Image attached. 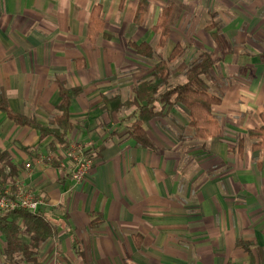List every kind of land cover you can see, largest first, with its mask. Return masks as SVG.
<instances>
[{"label": "crops", "instance_id": "obj_1", "mask_svg": "<svg viewBox=\"0 0 264 264\" xmlns=\"http://www.w3.org/2000/svg\"><path fill=\"white\" fill-rule=\"evenodd\" d=\"M236 2L217 30L211 11L209 40L218 43L201 49L215 61L208 84L221 96L212 111L220 133L192 136L187 110L177 104L143 124L153 143L145 148L128 135L135 106L103 107L102 97L130 101L133 85L151 77L154 65L128 43L156 46L159 33L152 27L169 0H149L140 25L134 22L137 0H0V89L11 109L47 125L59 115L58 81L80 87L69 107L75 127L68 140L89 142L93 158L86 180L76 182L60 169L61 161L67 164L64 147L0 111V149L16 168L6 182L0 175V186L14 189L17 181L44 196L41 210L56 226L39 246L37 264H51L54 250L62 264H245L249 254L238 240L252 243L253 253L256 246L264 249V152L252 150L247 135L261 125L264 110V3ZM172 3L171 35L155 56L159 50L169 56V40L180 44L179 28L190 18L183 8L193 15L198 5ZM96 4L104 28L91 42L88 22ZM231 63L243 71L239 79L229 77ZM5 245L0 233V264H24L6 257Z\"/></svg>", "mask_w": 264, "mask_h": 264}, {"label": "trees", "instance_id": "obj_2", "mask_svg": "<svg viewBox=\"0 0 264 264\" xmlns=\"http://www.w3.org/2000/svg\"><path fill=\"white\" fill-rule=\"evenodd\" d=\"M149 0H137L134 14V22L137 25L143 23ZM173 7L172 1L161 10L160 15L152 27L159 33L156 46L147 42L130 41L129 46L135 54L145 58L154 59L156 49L163 48L171 35L168 20ZM101 6L96 4L90 12L88 22V37L94 42L97 35L103 31L104 21L101 18ZM184 53L181 44L176 43L167 60L174 61ZM167 60L160 58L154 63L153 73L147 80H140L132 87V98L130 101H119V97L104 95L103 107L106 104L117 106H135V120L128 127V135L139 147L152 148L153 143L148 137L147 130L143 124L157 115L169 114L174 106L182 105L187 110L188 125L192 136L200 139L214 137L220 133V123L213 115V106L221 103V96L213 92L208 81L213 79L211 70L215 65L210 51L199 50L198 57L192 60L184 71L185 82L169 86L170 69ZM205 76V77H204ZM163 89V90H161ZM60 101L56 106L59 115L49 119L47 125L37 122L33 116H26L13 111L9 102L0 89V111L17 126H28L39 132L41 139L53 137L62 147L70 144L69 136L75 124L70 120L69 107L73 98L81 91L80 87L68 88L64 82L58 81ZM160 110H156V105ZM261 125L248 131V137L252 140V150H263L264 152V110L260 113ZM6 167L10 168L9 174H4ZM0 175L3 182L16 176V168L11 162L10 154L0 149ZM95 224L94 221L91 223ZM56 226L48 221L41 208L30 211L25 208L11 210H0V233L5 237L6 245L4 254L6 257L18 256L24 264H37L36 255L39 246L49 237L55 234ZM28 238V242L25 241ZM249 254V260L245 264H264V249L256 246L254 253L251 250L252 243L242 240L237 241Z\"/></svg>", "mask_w": 264, "mask_h": 264}, {"label": "rangeland", "instance_id": "obj_3", "mask_svg": "<svg viewBox=\"0 0 264 264\" xmlns=\"http://www.w3.org/2000/svg\"><path fill=\"white\" fill-rule=\"evenodd\" d=\"M172 2H176L177 0H169ZM236 1L246 2L248 0H197L198 5L193 8V15L187 14L190 12L191 8L187 7L183 8L186 10L187 13L185 15H188L190 18H186L183 20L181 28L179 30L181 31V46L184 49V53L177 58L174 61H168V55L167 50H159L160 54L156 55L154 59H145V63L148 65L153 66L156 61H158L160 58H164L167 60L168 67L170 69V80H169V86H174L177 83L183 82L185 80L184 78V71L186 70L188 64L198 57L199 50L203 49L204 46H208V44L216 45L218 42L217 39L214 43H212L209 38L210 31V21H211V11L215 12V15H213L214 21L216 22V30L220 26L218 21H221V16H224L225 18L229 17L232 12L230 7H234V5H238ZM261 1L264 3V0H256ZM183 7H186L185 5H181ZM193 6V5H192ZM211 6V7H210ZM177 9V8H176ZM245 11L247 13L252 14L253 8L252 7H245ZM175 19V18H174ZM175 22L174 20L171 21V26H174ZM209 28V29H208ZM215 29V28H214ZM177 40L178 35L173 36V41ZM220 42H222L220 40ZM169 51L172 49L174 42L172 43V40H169ZM223 43V42H222ZM217 49V50H216ZM157 51V49H156ZM219 48L216 47L213 51V57L216 59L220 56ZM138 56V55H137ZM140 57V56H139ZM142 58V57H141ZM140 59V58H139ZM231 70V76H229L231 79H239L241 76H243V71L239 70L240 66L236 65V63L230 64ZM228 67V66H227ZM205 77V76H204ZM163 90V89H161Z\"/></svg>", "mask_w": 264, "mask_h": 264}, {"label": "built area", "instance_id": "obj_4", "mask_svg": "<svg viewBox=\"0 0 264 264\" xmlns=\"http://www.w3.org/2000/svg\"><path fill=\"white\" fill-rule=\"evenodd\" d=\"M90 145L89 142L73 141L63 151V158L67 161V164L61 161L59 164L60 169H68L72 179L78 183L86 180L93 164V158L89 153ZM30 167V163L25 164L26 169ZM45 205H47V200L44 196L33 194L17 181L14 189L0 186V210L25 208L36 211ZM51 264H62L57 250L53 252Z\"/></svg>", "mask_w": 264, "mask_h": 264}]
</instances>
